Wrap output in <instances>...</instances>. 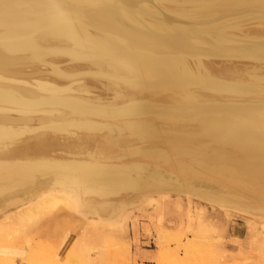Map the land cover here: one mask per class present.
<instances>
[{"label":"bare ground","instance_id":"1","mask_svg":"<svg viewBox=\"0 0 264 264\" xmlns=\"http://www.w3.org/2000/svg\"><path fill=\"white\" fill-rule=\"evenodd\" d=\"M173 194L264 234V0H0V218L121 219ZM190 213L158 235L173 262L208 244L264 264L228 261ZM10 227L0 264L82 263L3 248Z\"/></svg>","mask_w":264,"mask_h":264},{"label":"rangeland","instance_id":"2","mask_svg":"<svg viewBox=\"0 0 264 264\" xmlns=\"http://www.w3.org/2000/svg\"><path fill=\"white\" fill-rule=\"evenodd\" d=\"M163 200L159 204L162 208H158L159 206L154 202L148 203L149 205L145 203L143 206L140 205V208L129 209L128 217L121 219L106 217L108 214L104 215L102 220L97 215L81 217L69 209L38 216L34 223H27L24 226L16 224L14 219L0 218V225L3 227L12 225L11 236L7 239L9 244H2L1 247L11 246L10 248L19 252L36 251L55 259L61 257L63 252L69 251L81 256V264H175L176 262L170 259L171 254L165 251L164 244L158 241V235L161 232L176 236L181 233L182 227L179 225L188 222V214L191 210L194 224L201 219L213 227L212 236L223 238V244L227 245L224 254L228 261L240 255L237 250L239 248L242 249V253H249L254 259L264 262V248H262L264 234L249 228L247 220L250 219L243 212L233 210V213L227 216L221 208L213 207L204 201L200 202L198 199H194L190 209L187 198L183 196L178 199L175 194ZM201 208L205 210L200 212ZM102 212L106 214L108 211L104 209ZM254 222L257 226L262 223L257 219ZM255 235L259 245L251 243ZM176 243V238L169 241L172 247H175ZM211 248L215 249L208 244L197 248L194 257L187 264H224V261L221 263L215 259Z\"/></svg>","mask_w":264,"mask_h":264}]
</instances>
